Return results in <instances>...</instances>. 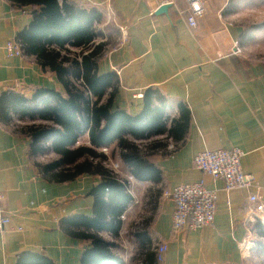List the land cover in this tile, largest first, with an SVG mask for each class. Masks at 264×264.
<instances>
[{"label": "crops", "instance_id": "0c3cea01", "mask_svg": "<svg viewBox=\"0 0 264 264\" xmlns=\"http://www.w3.org/2000/svg\"><path fill=\"white\" fill-rule=\"evenodd\" d=\"M70 1L99 10L103 19L97 29L102 33L108 26L115 29L119 44L103 54L97 70L116 73V107L137 115L145 91L152 89L164 100L170 120L179 117L181 105L191 115L188 132L176 141L175 151L167 149L170 140L150 151L147 160L159 169L158 180L138 181L125 170L133 202L120 217L118 236L105 232L99 236L114 243L123 264H128L130 254L121 248L140 252L137 264H149L150 259L152 264L262 262L254 249L253 227L264 213H251L250 192L227 193L221 181H213L193 165L200 151L240 149L242 169L254 177V192L264 204V58L242 40L244 26L227 11L229 0H200L203 16L196 19L194 28L187 22L185 0L158 14L159 0ZM30 20L31 9L0 0V94L13 91L28 96L38 87L62 92L55 75L43 72L34 57L5 53V44L17 42V34ZM235 45L241 54L233 55ZM28 144L27 138L0 123V204L8 218L0 235V264H17L23 252L41 254L54 264H80L90 243L66 233L61 221L92 215L93 198L88 193L100 177L82 175L68 183L48 182L28 157ZM198 181L217 191L214 222L201 230L175 234L173 204L167 195L181 183ZM149 190L155 191L156 204L142 227H137L143 216L134 207ZM126 234L129 243L124 242ZM160 243L167 246L162 263L155 259Z\"/></svg>", "mask_w": 264, "mask_h": 264}, {"label": "trees", "instance_id": "16d2710c", "mask_svg": "<svg viewBox=\"0 0 264 264\" xmlns=\"http://www.w3.org/2000/svg\"><path fill=\"white\" fill-rule=\"evenodd\" d=\"M9 1L16 8L31 9L29 24L16 36L23 55L34 57L43 72L53 73L62 92L45 87L34 88L28 96L5 91L0 94V123H24L13 132L28 139V157L48 182L68 183L82 175L100 177V183L88 193L93 198L92 215L65 218L61 227L70 236L90 243L80 264H123L114 252V243L99 233L118 236L120 217L133 198L127 182L105 166L109 157L102 150L116 146L131 176L138 181H156L160 172L147 160L150 151L163 147V142L182 140L190 126V111L181 105L179 117L170 120L164 100L152 89L145 91L137 115L115 106L118 77L97 70L108 43L97 29L103 15L96 8L70 0ZM84 137L86 143L78 145ZM157 137L162 139L154 140ZM148 141L145 151H149L143 153L141 144ZM47 154L55 159L46 164L36 162ZM253 232L264 242L261 221H256ZM254 249L264 263V244L257 242ZM17 264L54 263L41 254L23 252Z\"/></svg>", "mask_w": 264, "mask_h": 264}, {"label": "built area", "instance_id": "2783aa9c", "mask_svg": "<svg viewBox=\"0 0 264 264\" xmlns=\"http://www.w3.org/2000/svg\"><path fill=\"white\" fill-rule=\"evenodd\" d=\"M178 0H159L160 6H175ZM188 4L189 27L196 26V19L203 16V6L200 0H185ZM5 53L9 57H22L21 46L16 41H8L4 46ZM242 53L240 47L235 45L233 55ZM176 144L171 142L167 149L175 151ZM106 150V149H103ZM244 153L238 148L229 150L200 151L193 158L194 167L201 173L210 176L213 181H221L223 190H247L250 192L248 201L251 206V213L262 215L264 204L261 197L254 192L255 179L252 175L246 174L242 169V158ZM173 204L171 215V228L175 234L194 232L213 224L217 208V191L209 190L203 181L193 183H181L174 187L168 195ZM3 196L0 195V201ZM264 224V218L259 217ZM8 218L0 204V235L5 231ZM167 246L164 243L157 245L155 259L158 263L164 260Z\"/></svg>", "mask_w": 264, "mask_h": 264}, {"label": "rangeland", "instance_id": "374dc122", "mask_svg": "<svg viewBox=\"0 0 264 264\" xmlns=\"http://www.w3.org/2000/svg\"><path fill=\"white\" fill-rule=\"evenodd\" d=\"M228 5L229 6L227 8L228 9L227 11L229 12V14H232L233 20L240 24L243 23L242 25L244 26V35L242 37V40L248 42L249 44L248 48L254 51V53L255 52L261 53V54H257L256 56H259L260 59L264 58V0H229ZM103 34L106 38V42L108 43L107 50L115 49L119 44L118 43L119 39L118 36L116 35L115 29L108 26L104 30ZM22 125H24V123L14 122L11 124L10 127L12 128V130H14L15 127ZM86 141L87 138L84 137L79 141L78 145H82L86 143ZM150 143L151 142L148 141V142H143L141 144V149L143 153L145 151V148L149 147ZM147 151H145V153ZM102 152L109 157V160L105 162V166L109 170H111L118 178L122 180L126 179L125 170H127V168L124 167V164L122 163L119 157V149L113 145L106 150H102ZM54 159H55L54 155L47 154L38 157L37 161L38 163L46 164ZM154 192L155 191L152 190L146 191V193L143 196V199L139 202L138 205H135L134 207L136 213H138V216H143L142 220H139V222H137L139 223L137 224V227L138 226L142 227L140 224L145 222L146 219L150 217V211H152L155 207L156 202L153 200ZM141 230H143V228ZM126 236L127 237H124L126 240L124 242L129 243L130 239L128 237V234H126ZM253 239H254L253 240L254 246L257 242L264 244L263 240L259 239L256 236L255 237L253 236ZM121 252L123 253L127 252L128 254H130L128 264H137V261L139 262L140 256H142L140 252L136 253L133 250L130 251L129 248H127V250L121 248ZM255 256L256 259L259 258L257 255ZM251 258L254 260V257ZM249 264H264V263L263 261L259 262V260H254Z\"/></svg>", "mask_w": 264, "mask_h": 264}, {"label": "water", "instance_id": "95a60500", "mask_svg": "<svg viewBox=\"0 0 264 264\" xmlns=\"http://www.w3.org/2000/svg\"><path fill=\"white\" fill-rule=\"evenodd\" d=\"M170 7H171L170 5L160 6L157 10V14L158 13H165L167 11V9H169Z\"/></svg>", "mask_w": 264, "mask_h": 264}]
</instances>
